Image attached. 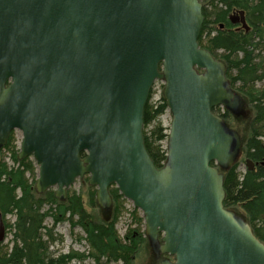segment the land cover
<instances>
[{
	"label": "water",
	"instance_id": "water-1",
	"mask_svg": "<svg viewBox=\"0 0 264 264\" xmlns=\"http://www.w3.org/2000/svg\"><path fill=\"white\" fill-rule=\"evenodd\" d=\"M204 18L201 0H0V149L21 130L37 193L55 188L62 201L89 174L110 211L116 184L143 212L152 250L173 257L160 264H264V242L224 205L244 142L213 109L240 119L249 104L200 46ZM230 21L250 28L244 10ZM156 80L172 114L162 167L144 139Z\"/></svg>",
	"mask_w": 264,
	"mask_h": 264
},
{
	"label": "trees",
	"instance_id": "trees-1",
	"mask_svg": "<svg viewBox=\"0 0 264 264\" xmlns=\"http://www.w3.org/2000/svg\"><path fill=\"white\" fill-rule=\"evenodd\" d=\"M219 3L221 9L213 13L203 11L205 21L199 43L226 64V76L232 88L246 98L253 112L244 155L245 159L257 164L256 168L248 169L241 177L236 171L237 166L226 173L224 205L231 209L241 207L248 221L242 215L239 216L252 226L255 235L264 242V0H219ZM240 9L245 10L249 30L233 25L229 19L231 13ZM212 23L218 27L209 28L207 24ZM212 30L215 32L211 34ZM207 31L206 39L204 34ZM219 51L222 52L219 54ZM166 108L165 102L155 108L148 99L144 112L145 145L157 167H162L167 160V150L162 148V142L168 134L161 124L150 131H146V128ZM227 115L225 112L222 117L226 118ZM10 145L9 141L6 147ZM29 169L34 173L31 164H26L22 171H13L0 160V210L3 213L11 211L15 215L14 223L8 225V228L13 229L15 244L11 250H0V264H67L79 255L49 257L42 242L41 232L46 218L51 216L55 221L60 220L61 216L52 213V207L58 200L52 191L42 198L36 196L34 188L25 179V171ZM18 189L22 191L20 196L16 194ZM110 192L115 200L121 197L117 189ZM68 199L65 211L79 217L77 223L85 230V240L92 249L89 256L98 261L105 257L115 263L122 261L123 264H129L132 245L123 244L113 225L91 219L79 195H71ZM44 204L50 205L49 210L44 211Z\"/></svg>",
	"mask_w": 264,
	"mask_h": 264
},
{
	"label": "rangeland",
	"instance_id": "rangeland-1",
	"mask_svg": "<svg viewBox=\"0 0 264 264\" xmlns=\"http://www.w3.org/2000/svg\"><path fill=\"white\" fill-rule=\"evenodd\" d=\"M201 3L202 10L209 13H213L222 8L219 0H201ZM208 20H211V18ZM207 25L209 28H211L212 26H214L213 28L218 27L217 24L213 23ZM213 32L215 31L212 30L211 34ZM207 36L208 31L204 34V38H206ZM221 52L222 51H219L218 53L220 54ZM164 86L165 82L161 80L157 81L153 86L149 96V104L151 106L157 108L164 102L166 103V100L163 97ZM259 86H261V83H259ZM249 108L248 115L243 119L235 118L221 106L216 107L214 110L216 111L215 113L221 117L222 114L227 112V117L223 118L231 128L237 130L242 135L244 141L246 142L250 134V123L253 117V112L251 108ZM171 122L172 114L167 106L164 112L156 118V121L151 125H148L146 131H150L151 128L155 127L158 124H161L165 129V132L169 134ZM22 138L23 134L20 131H12L6 143L7 145L10 141L11 145L9 147H6L5 145L2 149H0V160L5 162L7 167L9 169H12L13 171H22L26 164H31L32 169H34V173L31 169L26 170L25 179L27 180L28 185H31L34 188L36 196L38 198H42L46 195L47 192L50 191L54 192L55 196V188H50L42 194L37 193L35 184L39 175V164L32 155L27 156L23 159H19ZM167 147L168 137L162 142V148L167 150ZM15 157H17V159H15ZM245 162L246 160L243 151L240 160L236 164L237 172H245V170L247 169ZM115 189L118 190L116 185L110 186V191ZM118 192L121 197L118 200H115L112 197V208L109 213H106L105 210L98 206L96 198L97 187L90 185L89 175H85L83 179H78L70 188H68L67 198L65 201H62L55 196L58 201L53 205L52 213L61 216L60 220L55 221L54 217H47L44 221V229L41 232L42 242L47 248L48 256L58 258L60 255H79L78 257L73 258L67 264H123L122 261L115 263L105 257L100 258V260L98 261L89 256L92 249L88 242L85 240V230L79 223H77L79 221V217L65 211L69 196H73L74 194H76L81 197L83 206L91 219L101 222L105 225H113L114 230H116L118 237L123 242V244H126L128 246L132 245L129 264H159L160 262L158 261L156 263L155 260L153 263H151L153 258V251L145 234V220L143 212L139 208L135 207L131 200L125 198L119 190ZM21 193L22 191L18 189L16 194L20 196ZM49 208V204H44V211L49 210ZM233 209H235L239 215H242L245 220L248 221L246 217L247 215L241 207L236 206ZM6 220L10 224H13L15 221L14 213L10 214L6 218ZM13 235V229L9 228L6 231V240L1 248H3L4 250H6L5 248L11 250L10 248H12V246L15 244ZM163 258H169L171 260L173 259L168 257V255L163 256Z\"/></svg>",
	"mask_w": 264,
	"mask_h": 264
},
{
	"label": "flooded vegetation",
	"instance_id": "flooded-vegetation-1",
	"mask_svg": "<svg viewBox=\"0 0 264 264\" xmlns=\"http://www.w3.org/2000/svg\"><path fill=\"white\" fill-rule=\"evenodd\" d=\"M240 10H242V9H240ZM239 10V11H240ZM245 11V10H244ZM234 25V24H233ZM243 142H244V139H243ZM257 167V164L255 163V166H254V168H256ZM253 168V169H254ZM0 212L2 213V217H3V221H4V225H5V230L7 231L9 228H8V225H9V222L6 220V218L10 215V214H12L13 212H11V211H9L8 213H3L1 210H0ZM107 213V212H106ZM7 226V227H6ZM5 240H6V235H5V239L3 240V241H1L0 242V250L3 252L4 251V249L3 248H1L2 246H3V244H4V242H5ZM14 246V245H13ZM5 249H7V248H5ZM11 249V248H10ZM153 251V250H152ZM153 253V258H152V261H151V263H153L154 262V260H155V262L157 263L158 261L160 262L161 261V259L163 258V256L161 255V254H157L156 252H152ZM171 258V257H170ZM160 264V263H159Z\"/></svg>",
	"mask_w": 264,
	"mask_h": 264
},
{
	"label": "bare ground",
	"instance_id": "bare-ground-1",
	"mask_svg": "<svg viewBox=\"0 0 264 264\" xmlns=\"http://www.w3.org/2000/svg\"><path fill=\"white\" fill-rule=\"evenodd\" d=\"M248 25H249V24H248ZM249 27H250V25H249ZM0 213H1V212H0ZM1 215H2V213H1ZM2 220H3V217H2ZM3 223H4V221H3ZM4 227H5V225H4ZM4 239H5V236H4ZM4 239H3V240H4ZM3 240H2V241H3ZM0 242H1V241H0Z\"/></svg>",
	"mask_w": 264,
	"mask_h": 264
}]
</instances>
